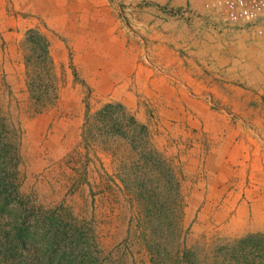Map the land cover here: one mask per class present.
I'll return each instance as SVG.
<instances>
[{
  "label": "rangeland",
  "instance_id": "1",
  "mask_svg": "<svg viewBox=\"0 0 264 264\" xmlns=\"http://www.w3.org/2000/svg\"><path fill=\"white\" fill-rule=\"evenodd\" d=\"M258 27L205 0H0V264H174L180 249L228 264L264 233L228 208L264 188ZM33 29L55 61L41 112ZM21 222L27 249L12 251ZM238 247L264 258V238Z\"/></svg>",
  "mask_w": 264,
  "mask_h": 264
},
{
  "label": "trees",
  "instance_id": "2",
  "mask_svg": "<svg viewBox=\"0 0 264 264\" xmlns=\"http://www.w3.org/2000/svg\"><path fill=\"white\" fill-rule=\"evenodd\" d=\"M30 32L34 34V39L31 40L27 38V42L30 46L29 50L31 52V55L27 56V76L29 79L30 87L32 85V88H30L29 93L31 103H34L38 112H41L46 108L47 96L45 94L48 93L46 87L51 88L54 86L53 83L55 61L51 53L50 42L48 37L39 30L33 29ZM35 88H37L41 92V95L37 94V89ZM5 150L6 147L0 145V189L4 188L10 183V175L5 172V168L7 166V154L5 153ZM1 157H5V160L3 159V161H1ZM3 207L4 204L2 205L0 203V210H2ZM2 218L5 219V216H0V240H2V235L6 237L5 239L8 238V233L5 230L6 226L3 225ZM25 224V222L17 223V225H15L14 227V230L17 231V234H15L16 239H14L11 244L13 246H11L12 251H18L24 248L27 249L29 236L26 235L25 232L27 231L29 226L25 227ZM256 237L264 238V233H252L243 238L238 239V243L241 244L234 245L231 248L230 262L228 264H264L263 256H256L251 251L246 250L243 247H238L243 243H246L247 241L254 240ZM159 240L161 241V239ZM160 244L158 243L159 247L161 246ZM180 250L177 251V253L172 257V261H175L174 264H197L198 258L195 257L194 254L189 256L187 251ZM226 263L227 261L225 262V264Z\"/></svg>",
  "mask_w": 264,
  "mask_h": 264
},
{
  "label": "built area",
  "instance_id": "3",
  "mask_svg": "<svg viewBox=\"0 0 264 264\" xmlns=\"http://www.w3.org/2000/svg\"><path fill=\"white\" fill-rule=\"evenodd\" d=\"M208 8H215L226 23L259 24L264 34V0H205Z\"/></svg>",
  "mask_w": 264,
  "mask_h": 264
},
{
  "label": "crops",
  "instance_id": "4",
  "mask_svg": "<svg viewBox=\"0 0 264 264\" xmlns=\"http://www.w3.org/2000/svg\"><path fill=\"white\" fill-rule=\"evenodd\" d=\"M207 13L212 17L217 13L214 10H207ZM255 157H264V155H258ZM258 169L256 173H252V176L255 174L257 179V184L259 187L264 184V160H260ZM264 186V185H263ZM258 197H255L252 201L243 200L238 206H228V208H236L238 210H248V214L242 216V220H247V222H255L256 228L252 230H264V188L257 192ZM251 217H254L256 221H251ZM237 215L232 217L230 221L226 223V230L228 232L233 231V221L236 220ZM249 225V224H248Z\"/></svg>",
  "mask_w": 264,
  "mask_h": 264
}]
</instances>
